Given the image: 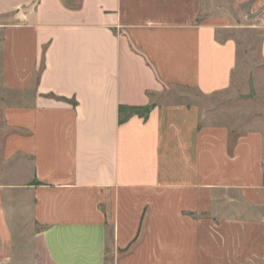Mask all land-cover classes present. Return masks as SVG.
<instances>
[{
  "label": "crops",
  "instance_id": "1",
  "mask_svg": "<svg viewBox=\"0 0 264 264\" xmlns=\"http://www.w3.org/2000/svg\"><path fill=\"white\" fill-rule=\"evenodd\" d=\"M202 6L0 0V264H264V132L155 103L232 85L233 24ZM217 193L253 214L218 217Z\"/></svg>",
  "mask_w": 264,
  "mask_h": 264
},
{
  "label": "rangeland",
  "instance_id": "2",
  "mask_svg": "<svg viewBox=\"0 0 264 264\" xmlns=\"http://www.w3.org/2000/svg\"><path fill=\"white\" fill-rule=\"evenodd\" d=\"M202 8L203 17L223 16L233 24L230 29L218 31L219 38H233L237 42L238 60L232 85L214 94L172 85L156 95L155 103L195 104L201 109L203 124L225 125L236 134L253 130L264 132V70L260 54L264 16L250 14L248 9L232 0H203ZM230 196L234 194H216L214 211L218 217L236 215L245 218L253 214L238 201V197L236 206H227L224 200Z\"/></svg>",
  "mask_w": 264,
  "mask_h": 264
},
{
  "label": "trees",
  "instance_id": "3",
  "mask_svg": "<svg viewBox=\"0 0 264 264\" xmlns=\"http://www.w3.org/2000/svg\"><path fill=\"white\" fill-rule=\"evenodd\" d=\"M155 106H156L155 103L147 105V106H143V107H132V106L120 105L119 123L123 124L135 115H138L144 118L145 120H147L151 111L154 109Z\"/></svg>",
  "mask_w": 264,
  "mask_h": 264
}]
</instances>
